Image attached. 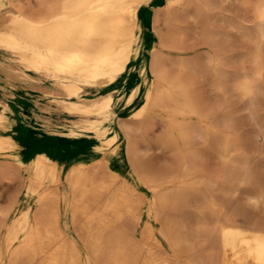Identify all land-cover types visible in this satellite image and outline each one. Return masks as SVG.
<instances>
[{"label":"bare ground","instance_id":"bare-ground-1","mask_svg":"<svg viewBox=\"0 0 264 264\" xmlns=\"http://www.w3.org/2000/svg\"><path fill=\"white\" fill-rule=\"evenodd\" d=\"M16 1L0 0V75L15 89L26 84L28 92L47 97L48 110L58 113L62 108L78 116L74 125L92 132L95 144L73 156L69 164L47 151L35 153L27 162L24 104L14 103L11 87L0 92V129L6 132L0 135V149H7L8 155L27 167L36 187L46 185L37 194V210L32 215L26 210L7 227L6 243L13 245L7 264H91L59 224V196L70 208V221L86 240L89 254L100 264H171L169 254L148 246L146 239L155 237L149 224L139 237L129 231L132 220H142L140 207L145 199L123 175L122 147L125 144L128 154L129 141L113 145L123 134L114 129L113 119L118 115L143 124L151 112L166 105L171 113L196 112L190 95L161 87V39L154 40L150 17L154 9L166 10L167 16L174 11H191L196 16L195 6L205 0H53L37 16L24 12ZM257 12V27L264 34V0L257 4ZM42 125L49 132L59 129L58 118L50 114L44 115ZM62 175L63 192L53 190ZM262 193L257 190L251 197ZM216 206L211 200L200 211L214 213ZM220 219L212 228L204 224L190 232L194 238L208 239L211 248L188 263L264 264V227L247 215L242 221L228 216L227 224ZM119 221L123 223L120 230L114 226ZM21 234V241L13 244ZM162 234L179 256L193 252L187 234L172 230Z\"/></svg>","mask_w":264,"mask_h":264},{"label":"rangeland","instance_id":"rangeland-1","mask_svg":"<svg viewBox=\"0 0 264 264\" xmlns=\"http://www.w3.org/2000/svg\"><path fill=\"white\" fill-rule=\"evenodd\" d=\"M51 1L17 0L16 3L23 6L24 12L37 16L41 14L42 6L45 8ZM261 1L205 0L195 6L199 10L196 16L191 11L190 14L174 11L167 16L164 9H154L151 14L153 38L156 42L161 39V87L190 95L197 109L195 113H171L166 105L151 112L143 124L123 119L115 125L123 134L113 145L128 139V154L125 144L122 147L125 154L123 175L134 184L132 186H138L145 199L140 207L142 220H132L129 231L139 237L143 226L149 224L155 237L146 239L148 246L169 254L171 264L193 262L198 254L205 255L210 250L208 239L190 235L197 226L207 224L212 228L217 220L221 221L220 218L227 224L225 218L228 216L242 221L247 215L249 220L264 227V34L257 27V4ZM154 78L151 76V80ZM22 81L29 83L30 80ZM24 85L16 90L0 75V92L11 87L9 96L15 104H24V96L30 93ZM245 85L247 89H244ZM45 102L41 97L34 104H24L31 109L25 117L31 135L42 128V119L47 113L41 107ZM58 115L67 123L61 128L68 137L67 143L51 142L53 153L47 151L49 154L61 155L95 144L92 132L83 128L75 129L79 139L67 136L78 116L65 111ZM183 121L187 122L186 126ZM4 133V129H0V135ZM31 135L27 138L28 150L23 143L24 151L29 154L25 157L27 162L32 161L35 153L44 151L39 149V139ZM6 150L0 149V264H7L13 246L6 243L7 227L23 217L26 210L29 215L37 210L40 205L37 194L46 186L36 187L27 167ZM63 175L52 185L53 190L63 192ZM257 190L263 192V197L252 198ZM254 199H258V203ZM211 200L217 203L216 210L214 213L206 211L205 215L200 208ZM57 201L61 216L59 224L66 235L73 239L84 257L90 258L88 262L100 264V260L89 254L86 240L77 234V226L70 221L71 211L63 197L59 196ZM220 209L222 211H218ZM114 226L120 230L123 223L119 221ZM166 230L187 234L193 242V252L179 256L171 250L163 238L162 233ZM17 239L13 244L21 241L22 234ZM180 259L187 261L182 263Z\"/></svg>","mask_w":264,"mask_h":264},{"label":"crops","instance_id":"crops-1","mask_svg":"<svg viewBox=\"0 0 264 264\" xmlns=\"http://www.w3.org/2000/svg\"><path fill=\"white\" fill-rule=\"evenodd\" d=\"M31 91V93H29V94H27V95H25L24 96V99L22 100V102L24 103V104H26L27 105V103H33L34 104V102H35V100H37V98H44L45 100H46V102H48V99H47V97H45V96H43L41 93H34L32 90H30ZM45 102V103H46ZM44 103V104H45ZM26 105H24V111L28 114V111L29 110H31L30 109V107H27ZM46 105V104H45ZM45 105L43 106V107H41V108H43L45 111H46V113L47 114H45V115H48V114H50V116H53V117H59V113H64V111L65 112H67L66 110H63L62 108L59 110V112L58 113H55L54 111H50V110H48L46 107H45ZM52 106V105H51ZM60 111H62V112H60ZM73 115V114H72ZM75 116V115H74ZM78 119H79V117H78ZM77 119V120H78ZM121 120H123L120 116H116L114 119H113V127H114V129H116L117 131H119V132H121V133H123L120 129H118V127L117 126H115V125H117L116 123H120V122H122ZM58 121H59V125L57 126L59 129L57 130V131H55V132H46L45 130H44V125H42V128L40 129V131L39 132H37L36 134H30L29 132H28V129H27V127H25L26 128V135H27V137H26V139H25V149L26 150H28V144H27V138H29V136L31 135L33 138H38L39 140L37 141L39 144H40V147H39V149H42V150H44V151H48V152H52L53 150H51V149H53L51 146H50V144H51V142H54V143H60V144H64V143H67L66 142V138H68V137H66V135H65V133H63V130H61V128H64L66 125H67V123H66V121H61L60 120V118H58ZM77 122V121H76ZM74 123H75V121H74ZM74 123H73V128H71L70 129V131L68 132V134H67V136H70V137H75L76 139L78 138L79 139V133L75 130L76 128H81V127H79V126H75L74 125ZM110 133H112V132H110ZM93 134V133H92ZM110 135H112V134H110ZM121 138V137H120ZM119 138V139H120ZM119 139H117V140H119ZM116 140V141H117ZM93 146V145H92ZM92 146L91 147H84V146H81V148H78V150H76V151H73V150H71V152H64V153H62L61 155H57V154H55V155H57V156H59V158L65 163V164H69L70 162H71V159H72V157L73 156H75V155H77L78 153H81L82 151H84V150H87V149H91L92 148ZM65 147V146H64ZM66 149H69V148H67L66 147ZM63 157V158H62ZM65 158V159H64Z\"/></svg>","mask_w":264,"mask_h":264}]
</instances>
